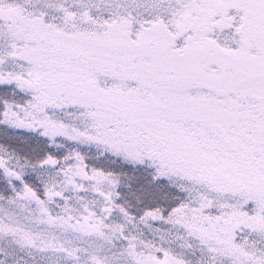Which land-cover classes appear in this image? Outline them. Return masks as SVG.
<instances>
[{
  "label": "snow or ice",
  "instance_id": "6c2138e0",
  "mask_svg": "<svg viewBox=\"0 0 264 264\" xmlns=\"http://www.w3.org/2000/svg\"><path fill=\"white\" fill-rule=\"evenodd\" d=\"M0 264H264V0H0Z\"/></svg>",
  "mask_w": 264,
  "mask_h": 264
}]
</instances>
